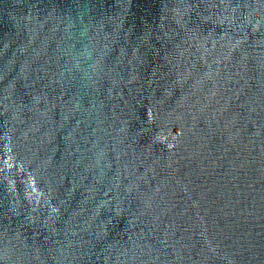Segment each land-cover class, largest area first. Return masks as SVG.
I'll return each mask as SVG.
<instances>
[{"label": "water", "instance_id": "1", "mask_svg": "<svg viewBox=\"0 0 264 264\" xmlns=\"http://www.w3.org/2000/svg\"><path fill=\"white\" fill-rule=\"evenodd\" d=\"M0 264H264V0H0Z\"/></svg>", "mask_w": 264, "mask_h": 264}]
</instances>
